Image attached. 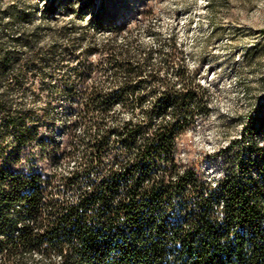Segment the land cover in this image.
<instances>
[{
	"label": "rangeland",
	"instance_id": "obj_1",
	"mask_svg": "<svg viewBox=\"0 0 264 264\" xmlns=\"http://www.w3.org/2000/svg\"><path fill=\"white\" fill-rule=\"evenodd\" d=\"M0 50L13 56L0 64V168L16 178L40 176L44 213L48 199L75 200L114 156L132 157L170 120L172 106L151 111L167 91L193 93L185 105L190 122L174 137L172 163L160 161L151 180L167 179L165 167L174 164L178 172L193 167L215 187L228 175L239 178V163L250 158L248 173L264 179V159L250 151L264 148V124L249 123L253 114L264 120V0H0ZM126 64L139 74L127 78ZM13 121L30 129L22 142ZM125 122L142 131L109 134L101 162L84 174L92 142ZM72 173L78 182L67 185ZM4 212L8 235L34 224L17 202ZM22 259L59 258L32 250Z\"/></svg>",
	"mask_w": 264,
	"mask_h": 264
},
{
	"label": "trees",
	"instance_id": "obj_2",
	"mask_svg": "<svg viewBox=\"0 0 264 264\" xmlns=\"http://www.w3.org/2000/svg\"><path fill=\"white\" fill-rule=\"evenodd\" d=\"M99 16L94 12V24ZM12 60L0 50V64ZM123 70L129 79L139 74L128 64ZM192 96L191 91H167L154 99L151 111L172 106V118L157 126L132 157L114 156L105 173H97V181L91 180L75 200L48 199L47 213L42 211L38 174L16 178L0 168V232H6L0 239V264H27L22 255L32 250L53 251L59 259L31 264H264V179L259 182L248 173L252 158L239 163V178L228 175L215 187L198 180L193 167L178 172L174 164L165 167L167 179H150L160 161L171 162L174 137L190 122L185 105ZM90 102L103 110L108 106ZM5 109L0 99V110ZM258 115H252L251 125L264 124ZM9 126L19 142L30 132L20 121ZM141 129L125 122L120 129L101 131L92 142L95 152L84 174L101 162L109 134L132 137ZM250 151L264 159V148L253 146ZM77 182L78 175L72 173L66 183ZM14 202L34 224L27 222L8 235L12 221L4 211Z\"/></svg>",
	"mask_w": 264,
	"mask_h": 264
},
{
	"label": "bare ground",
	"instance_id": "obj_3",
	"mask_svg": "<svg viewBox=\"0 0 264 264\" xmlns=\"http://www.w3.org/2000/svg\"><path fill=\"white\" fill-rule=\"evenodd\" d=\"M214 186V185H213Z\"/></svg>",
	"mask_w": 264,
	"mask_h": 264
}]
</instances>
